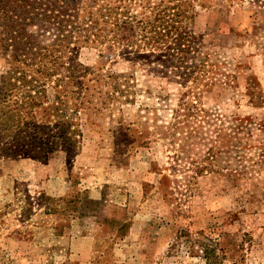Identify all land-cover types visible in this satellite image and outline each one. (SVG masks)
Segmentation results:
<instances>
[{
  "label": "rangeland",
  "instance_id": "1",
  "mask_svg": "<svg viewBox=\"0 0 264 264\" xmlns=\"http://www.w3.org/2000/svg\"><path fill=\"white\" fill-rule=\"evenodd\" d=\"M194 3L199 79L82 47L117 95L37 110L76 116L78 154H0V264H264V0Z\"/></svg>",
  "mask_w": 264,
  "mask_h": 264
},
{
  "label": "trees",
  "instance_id": "2",
  "mask_svg": "<svg viewBox=\"0 0 264 264\" xmlns=\"http://www.w3.org/2000/svg\"><path fill=\"white\" fill-rule=\"evenodd\" d=\"M195 1L0 0L5 61L0 74V154L40 161L57 151L68 158L78 154L82 132L76 116L64 114L46 123L37 110L54 101L65 113L78 115L86 104L107 103L117 95L118 74L79 62L82 47L98 48L109 58L118 51L142 56L199 79L208 59L200 57ZM108 86L113 90L106 91ZM180 109L195 113L197 105L183 99Z\"/></svg>",
  "mask_w": 264,
  "mask_h": 264
}]
</instances>
